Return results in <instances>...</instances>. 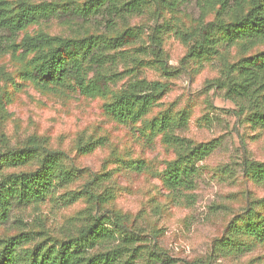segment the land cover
<instances>
[{"label":"rangeland","instance_id":"obj_1","mask_svg":"<svg viewBox=\"0 0 264 264\" xmlns=\"http://www.w3.org/2000/svg\"><path fill=\"white\" fill-rule=\"evenodd\" d=\"M56 1L60 2L31 0ZM84 1L75 0L77 5ZM213 17L210 13L206 20ZM200 18L197 0H185L175 9L159 12L150 4L125 18L116 16L112 31L102 17L87 21L53 15L30 25L16 38L38 32L61 37H110L132 29L136 38L129 45L109 51L116 59L103 70L105 75L114 76L109 83L111 90L118 92L143 78L169 83L168 92L138 122H119L106 114L104 104L110 94L91 97L70 87L57 91L38 88L23 78L25 63L14 56L11 44L0 45V151L37 137L49 148L66 153V167L80 169L78 178L57 185L44 201L14 206L9 222L0 226V237L25 227L62 238L67 230L82 223L79 212L89 206L86 198L68 202L65 194L78 191L98 175L102 176L98 191L107 190L111 196L106 208L128 214L144 227L145 240L177 258L176 264H188L212 254L216 240L225 236L230 222L248 202L264 198V186L243 173L245 160H264V127L253 124L247 114H239L238 106L224 96L223 90L207 87L227 64L264 50V43L244 51L240 42L227 46V41L221 40L216 55L187 58L181 66L189 45L170 28L191 29ZM157 26H163L166 61L182 67L172 77L163 75L151 52L150 37ZM183 111L188 119L173 133L192 145L217 140V147L206 157L194 159L197 172L193 187L171 189L164 177L181 148L165 143L163 134L153 131L150 124L164 113L176 119ZM99 140L103 145L89 152L79 151V146ZM252 244L251 250L240 255L216 253V258L222 264H264V243Z\"/></svg>","mask_w":264,"mask_h":264},{"label":"trees","instance_id":"obj_2","mask_svg":"<svg viewBox=\"0 0 264 264\" xmlns=\"http://www.w3.org/2000/svg\"><path fill=\"white\" fill-rule=\"evenodd\" d=\"M39 2L31 0H0V45L10 43L13 54L25 63L23 78L38 88L57 91L65 87L85 96H107L106 114L119 122H138L169 90V83L161 80L138 79L113 92L109 83L114 76L104 74V66L114 62L115 54L109 51L129 45L136 34L132 29L107 37L86 34L81 37L52 36L45 32L25 33L30 25L53 15L77 17L84 20L102 17L110 31L115 29L114 17L125 18L141 12L150 4L157 11L175 9L185 0H75ZM201 12L200 23L191 29L173 26L170 30L183 43L189 45L182 60L219 53L221 40L227 46L241 43L248 51L264 43V0H197ZM214 17L206 20L208 14ZM163 26L155 27L150 37L152 55L164 76L180 73L182 67L168 64L164 56L161 37ZM1 71V68H0ZM209 89L223 90L224 96L238 106L239 114L264 127V50L244 56L227 64L219 77L210 80ZM187 112L175 119L169 113L154 118L151 129L163 134L165 143L181 148L164 177L171 189L191 188L197 172L193 161L209 155L217 140L192 145L173 133L187 121ZM186 141V142H185ZM103 140L79 146L89 152ZM66 153L49 148L37 137H29L21 146L0 151V226L11 219L14 206L44 201L57 185H67L78 178L80 169L66 167ZM138 168L140 166L138 165ZM243 173L264 186V160H245ZM93 179L75 192L65 194L68 202L86 198L89 206L79 212L82 223L67 230L62 238L44 232L27 230L0 237V264H176L178 259L167 251L145 240V230L128 214L105 207L110 194L98 191ZM264 243V198L248 202L243 212L229 224L225 236L217 239L209 256L188 264H222L216 253L240 255L252 249V241Z\"/></svg>","mask_w":264,"mask_h":264}]
</instances>
